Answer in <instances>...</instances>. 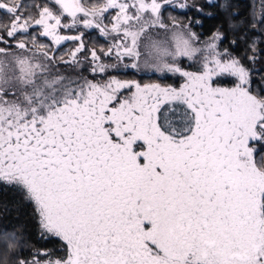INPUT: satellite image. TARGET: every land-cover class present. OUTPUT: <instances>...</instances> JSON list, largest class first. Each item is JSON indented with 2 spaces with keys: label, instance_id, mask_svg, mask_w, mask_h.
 Returning a JSON list of instances; mask_svg holds the SVG:
<instances>
[{
  "label": "snow or ice",
  "instance_id": "1",
  "mask_svg": "<svg viewBox=\"0 0 264 264\" xmlns=\"http://www.w3.org/2000/svg\"><path fill=\"white\" fill-rule=\"evenodd\" d=\"M0 195V264H264V0H0Z\"/></svg>",
  "mask_w": 264,
  "mask_h": 264
},
{
  "label": "trees",
  "instance_id": "2",
  "mask_svg": "<svg viewBox=\"0 0 264 264\" xmlns=\"http://www.w3.org/2000/svg\"><path fill=\"white\" fill-rule=\"evenodd\" d=\"M215 20L205 22L204 29L197 28V31H204L210 28ZM31 208L26 204L15 206L11 195H0V224L15 225L17 230L23 231L24 226L31 228Z\"/></svg>",
  "mask_w": 264,
  "mask_h": 264
}]
</instances>
